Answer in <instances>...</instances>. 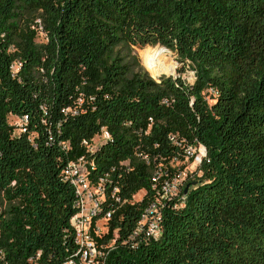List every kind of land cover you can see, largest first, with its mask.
<instances>
[{
    "label": "trees",
    "instance_id": "1",
    "mask_svg": "<svg viewBox=\"0 0 264 264\" xmlns=\"http://www.w3.org/2000/svg\"><path fill=\"white\" fill-rule=\"evenodd\" d=\"M156 46L177 77L156 82L132 55ZM199 145L206 158L157 205L161 238L137 233ZM81 158L106 180L98 264H264V0H0V264L74 256L64 171Z\"/></svg>",
    "mask_w": 264,
    "mask_h": 264
},
{
    "label": "built area",
    "instance_id": "2",
    "mask_svg": "<svg viewBox=\"0 0 264 264\" xmlns=\"http://www.w3.org/2000/svg\"><path fill=\"white\" fill-rule=\"evenodd\" d=\"M191 76L194 78L195 73H191ZM184 77L185 74H181V79L189 85ZM8 124L14 128V135H21L27 131L28 119L26 117L18 118L10 116L8 117ZM108 139V133L104 132L100 141H107ZM100 141H95L94 145L98 146ZM83 145L88 147L90 152H94V146L89 147L87 142H84ZM186 154L190 159H193L192 164L187 167L185 174L178 175L171 182L164 181L161 191L158 193V199L155 204L146 210L140 227L137 230V233L140 234L143 231L152 241H158L162 234L161 214L157 205L162 207L164 201L172 199L177 195L186 174L194 173L201 165L203 159L206 158V148L203 145L195 148L189 147L186 150ZM93 167V163H88L86 159L81 158L77 162L67 165L64 171L66 180L69 181L77 196L78 207V213L70 221L77 252L66 264H98L97 259L102 256L93 238V234L98 236L101 230L99 226L93 228L92 223L95 218L101 215V207L105 199L106 180H100L96 185L92 184L89 179V170H92ZM162 175V171L158 169L154 181L157 183L160 178H163ZM117 192L118 190L114 188L112 195L114 196ZM110 218L111 215L107 213L103 219L107 221Z\"/></svg>",
    "mask_w": 264,
    "mask_h": 264
},
{
    "label": "rangeland",
    "instance_id": "3",
    "mask_svg": "<svg viewBox=\"0 0 264 264\" xmlns=\"http://www.w3.org/2000/svg\"><path fill=\"white\" fill-rule=\"evenodd\" d=\"M37 42L38 43H42V42H44V40L42 41V39H41L40 41H37ZM156 48H162V47L156 46V47H146L144 49H136V50H133L132 51V55L138 58V60L140 62L141 68L146 73H148L149 76L153 80H155L156 82H159L162 77H177L179 75L178 74V70L182 68V64L178 62L176 54H174L173 52H171V51H169V50H167L165 48H163V49H165L167 51V54L165 56L160 57L159 60H160L161 63L164 64V66H170V67H172L174 69V73L172 75L165 76V75L161 74L160 71H152L151 69L148 68L147 64L142 59L141 52L143 50H153V49H156ZM122 52H123L122 56L128 55V53L126 51H124L123 49L117 50L116 51V54L122 53ZM184 68H185V72L182 73V74H185V77H184L185 78V81L190 86H194L195 83H196V80H197V73H196V71L194 69V66L190 62H188V63L185 64ZM193 72L195 73L194 78H192V76H191V73H193ZM98 141H100V140H98ZM197 181H198V179L196 178L194 180V183H196ZM138 198L139 197H136L137 200H138ZM161 236H162V234H161ZM161 236H160V238H161Z\"/></svg>",
    "mask_w": 264,
    "mask_h": 264
},
{
    "label": "bare ground",
    "instance_id": "4",
    "mask_svg": "<svg viewBox=\"0 0 264 264\" xmlns=\"http://www.w3.org/2000/svg\"><path fill=\"white\" fill-rule=\"evenodd\" d=\"M166 54L167 51L163 48L143 50L141 52L142 59L145 61L149 69L152 71H160L161 74L169 76L174 73V69L170 66H164L159 60L160 57L165 56Z\"/></svg>",
    "mask_w": 264,
    "mask_h": 264
},
{
    "label": "water",
    "instance_id": "5",
    "mask_svg": "<svg viewBox=\"0 0 264 264\" xmlns=\"http://www.w3.org/2000/svg\"><path fill=\"white\" fill-rule=\"evenodd\" d=\"M188 192V187L186 188V190H185V193H187Z\"/></svg>",
    "mask_w": 264,
    "mask_h": 264
}]
</instances>
